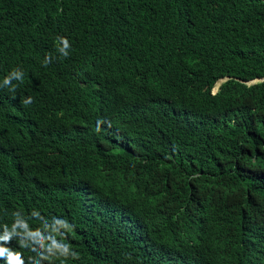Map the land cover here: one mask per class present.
<instances>
[{"label": "trees", "instance_id": "1", "mask_svg": "<svg viewBox=\"0 0 264 264\" xmlns=\"http://www.w3.org/2000/svg\"><path fill=\"white\" fill-rule=\"evenodd\" d=\"M0 246L264 264V0H0Z\"/></svg>", "mask_w": 264, "mask_h": 264}, {"label": "clouds", "instance_id": "2", "mask_svg": "<svg viewBox=\"0 0 264 264\" xmlns=\"http://www.w3.org/2000/svg\"><path fill=\"white\" fill-rule=\"evenodd\" d=\"M59 47H58V51L59 53L64 56L67 57L68 56V50L71 47L69 41L67 38L65 37H59ZM51 62V58L50 57H46L45 58V64L50 63ZM23 79V73L17 69L13 72H11L3 81V85L4 86H11V83L13 80H19L22 81ZM13 91L15 90L14 88L12 89ZM215 91V90H214ZM32 98L31 97H27L25 98V100L23 101V103L25 105H28L30 103H32ZM16 225L13 226L12 230L15 231ZM3 239L7 242L8 241V236L6 235L5 237H3ZM20 245L21 247H25L24 246V241L20 240ZM39 244H41V246H45L43 244L42 239H38L37 241ZM58 247V245L55 244V242L53 241L51 245H48V247ZM68 247L69 245H65L64 246V252L66 253L68 251ZM7 252V257H6V264H24V260L22 258V255L20 252H16L13 251L12 249L9 248H4L2 246H0V257L4 256V253ZM73 258H78V254L73 252Z\"/></svg>", "mask_w": 264, "mask_h": 264}, {"label": "rangeland", "instance_id": "3", "mask_svg": "<svg viewBox=\"0 0 264 264\" xmlns=\"http://www.w3.org/2000/svg\"><path fill=\"white\" fill-rule=\"evenodd\" d=\"M217 85H218V83H217ZM217 85H216V86L213 88V90H215V89H216Z\"/></svg>", "mask_w": 264, "mask_h": 264}]
</instances>
